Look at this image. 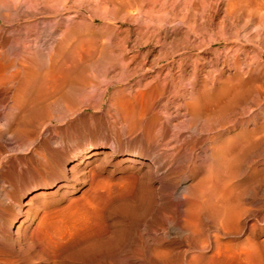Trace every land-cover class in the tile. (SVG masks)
<instances>
[{
	"label": "bare ground",
	"instance_id": "6f19581e",
	"mask_svg": "<svg viewBox=\"0 0 264 264\" xmlns=\"http://www.w3.org/2000/svg\"><path fill=\"white\" fill-rule=\"evenodd\" d=\"M49 1L52 10L46 9L47 14L43 13V17H38L37 12L28 11L27 14L19 15V8H11V5L4 8L0 14V102H5L6 98L12 100L10 113H0V264H59L55 259L51 260L42 254L49 250L48 247L42 248L40 254L35 248L37 244L29 241L33 220L40 208L35 202L48 194L45 189L50 188L51 184H55L53 188L56 187L53 193L59 192L62 195L64 192L78 189V178L82 182L87 181L89 177L94 178L97 169L111 162L115 156V148L106 151L104 147H90L79 153L74 149L72 154H67V143L73 138L72 133L67 130L62 131L63 134L60 133L65 141L59 142L52 138L53 141L50 136L42 139L45 121L48 119L51 123H63L69 115H75L78 107L94 96L95 90L90 91L89 88H97L102 79L109 78L112 70L121 68L119 80H130L136 72H128L126 68L136 63L138 57L132 52L150 44L147 40L131 48L125 45L122 55L116 57L112 56L113 53L109 54L103 62L101 58L104 56L98 61L94 54L83 55V52H78L77 18L65 17V13L73 6L68 3H73L74 0ZM126 1L130 11H141L143 8L139 0ZM201 2L205 3L204 0ZM229 2L232 3L231 0ZM46 3L47 1L45 5ZM197 3H192V9L199 10ZM237 4V7H240L238 10L244 12L242 16H254L256 23H264V0H239ZM236 5L233 2L230 9L228 7L231 13L237 9ZM91 8L90 4L83 11ZM13 13L17 14V18L12 17L15 16ZM25 19L29 20L26 26L24 25L25 33H17L20 30L16 31V23ZM96 20L97 17L94 16L93 21ZM147 27L146 29H149ZM178 27L181 29V25ZM151 29L153 31H149L150 34L156 30L162 33H169L170 30L167 26H153ZM188 34L187 31L186 35ZM250 38L245 41L250 42ZM84 40L81 39L82 42H85ZM184 49L188 48L182 46V50ZM187 56L181 59L182 67H185L183 75L189 73L188 62H192V74L187 81L183 79L176 82L168 73L170 77L167 74L168 78L159 81L157 76L146 90H138L131 95L119 93L120 95L114 97L129 133L135 134L141 130L139 136L137 133V137L133 136V141L138 145L140 143L142 152H136L123 161L135 163L140 161L145 153L152 155L155 148H159L160 140L156 131L162 132V141L169 140L170 131L173 130H169L170 127L163 121L162 115L155 112V101L164 96L172 85L176 99H185L183 107L190 115L187 127L192 128L197 124L202 126L200 136L184 134V130L183 134H175L174 137H180L185 148L198 144L206 145L210 150L208 171L204 176L199 174L201 179L189 190L191 192L186 194L187 197L185 193L181 194L185 197L189 212L186 208L184 211L188 215H182L187 218L189 216V220L176 221L180 222L179 227L183 233L175 241V246H162L147 239L145 246L133 255L132 260L117 254L116 264H264V227H258V222H249L250 219L256 221L261 217L260 209L262 210L264 205V87L250 85L245 81L243 62L237 55H225L221 66L214 65L207 78L198 76L199 67L195 64L196 60ZM261 58L264 64V52ZM198 59L204 60L201 57ZM261 71V76H264V67ZM141 77L138 84L142 83L146 74ZM106 92L107 90L93 109L103 105ZM238 109L250 111L253 118L251 128L244 122L236 127V118L233 128L227 127ZM68 125L77 128L78 118L72 119ZM118 137L121 141V137ZM171 138L170 141L173 140ZM75 140L77 143L78 136ZM17 150L26 153L19 157ZM104 152L102 162L95 165L94 171L91 170V165L96 164L95 161ZM151 155L147 163L149 166L153 165L151 162L154 163L152 172L156 173V157ZM27 162L30 165L24 171H19L18 165ZM30 184L38 185L29 190ZM17 194L24 195L21 203L19 202L17 213L13 215L6 204H14ZM154 199L151 201L156 203ZM49 214L44 210L39 224L50 218ZM184 216H181L182 220ZM261 218H264L263 215ZM40 228L43 226L38 227L39 231ZM29 252H32L33 256Z\"/></svg>",
	"mask_w": 264,
	"mask_h": 264
},
{
	"label": "rangeland",
	"instance_id": "374dc122",
	"mask_svg": "<svg viewBox=\"0 0 264 264\" xmlns=\"http://www.w3.org/2000/svg\"><path fill=\"white\" fill-rule=\"evenodd\" d=\"M41 1L0 0V14L4 8L11 5V8H19V15L37 12L39 13L38 17H43L45 16L43 13L52 10V5L49 4V0ZM46 1L49 5L47 3L45 5ZM139 1V4H143L141 11L132 9L130 11L126 6L128 4L126 0H92V2L91 0H74L73 3H68L73 6L65 13V17L67 19L77 18L79 23L78 52H83V55L94 54L98 61L104 56L101 58L103 62V59L106 60V56L109 54L113 53L112 56L116 57L122 55L125 45L131 48L135 44L147 40L150 44L143 45L144 47L140 50L132 52L138 57L136 63L126 68L128 72H136L130 80L125 78L119 80V76L122 74L121 68L116 71L111 69L112 72L107 80L102 79L97 88H89L90 91L95 90L94 96L87 103L81 104L75 115H69L63 123H51L48 119L45 121L46 126H43L41 133L42 139L50 136L51 140L60 142L66 140H63V136H61L62 131L67 130L72 133L73 138L67 143V154H72L74 149H77L76 152L79 153L90 147H104L106 151L115 148V156L111 162L97 169L94 178L89 177L84 182L78 178V189L64 192V196L59 192L53 193L56 191V187L53 188L55 184H51L50 188L45 189L48 194L41 196V199L35 202L40 208L38 215L33 220L31 230L36 229L37 226H43V228H40L41 231L38 227V230L31 231L29 241L37 244L35 247L37 253H40L42 248L48 247L49 250L46 253H41L51 260L55 259L59 264H116L115 256L117 254L125 255L132 260L133 255L145 246L147 239L162 246H175V241L183 233L182 228L179 227L180 222L189 220V216L188 218L184 216L189 212L188 204L182 195L190 194L189 190L198 182V179H201L200 176H204L208 171L210 163L208 147L198 144L185 148L180 137H174L175 134L180 136L184 132V134L194 137L200 136L202 126L197 124L192 128L187 127L190 115L183 107L185 99L180 97L176 99L172 85L169 86L168 92L164 96L155 101V109L157 108L155 112L161 114L163 121L170 127L169 130H173L170 131V138L172 137L173 140L170 141L169 138V140L162 141L160 135L162 132L156 131L160 140L159 148L156 147L152 155L145 153L140 161L135 163L123 161L124 158L132 156L136 152H142L140 143L138 145L133 141L134 137L141 134V130L136 132L137 136L136 133H129L127 124L118 111L115 96L121 93L131 95L138 90H146L157 76H159V81L168 78L169 74L176 82H181L183 79L187 81L192 74V62H188L187 71L189 73L183 75L182 71L185 67H182L181 60L187 55V57L196 60L195 64L199 67L198 76L200 77L209 75L214 65L221 66L225 55H237L243 62L245 81L250 85L264 87V80H262L264 76H261V70L264 67L261 58V54L264 52V23L260 24L258 21L256 23L257 19L254 16V18L252 16H250L251 18L245 17V15L243 17L244 12L238 10L240 7H237L238 4L236 5L239 0H231L232 3L229 2L230 0H204L205 6L201 2L203 0H197L198 3L196 0ZM194 2L199 4V10L192 9ZM233 2L237 9L231 13L229 9ZM90 4L91 10L83 11ZM35 5L37 6L35 7ZM13 15L15 16L12 17L17 18V14L13 13ZM94 16L97 17L96 21H93ZM28 21L25 19V21L21 20L16 23V31H21L17 33H25L24 27ZM180 25L183 30L179 29ZM259 25L263 27H259ZM153 26L157 28L167 26L170 30H168L169 33L156 30L154 31L156 35L154 32L150 34L153 31L151 29ZM187 31L188 35H186ZM243 36L247 38L244 39ZM248 37L252 38H250V42H246V39L249 40ZM80 38L85 39V42H82ZM244 41L247 43L246 45ZM182 46L188 49L182 50ZM89 50L90 52H88ZM132 53L129 54L132 55ZM198 57L204 60H199ZM158 60L160 61L157 63ZM206 62L207 64H205ZM148 67L154 69L145 70ZM144 73L147 78H143L142 83L138 84L137 82ZM210 86L213 87L211 84ZM106 90L103 105L98 109H93L99 104ZM11 103L12 100L9 98H6L3 103L0 102L2 115L10 113ZM249 112L247 109H238L232 116L233 121L227 127L233 128L236 118V127L244 122L248 128H251L253 118ZM73 116L78 118L77 128H71L68 125L74 119ZM247 118H249L248 121H246ZM201 122L203 123V121ZM76 136H78L77 143ZM118 136L121 137V141ZM17 152L19 157L26 153L20 150ZM150 155L153 158L156 157L154 161L158 168L156 172L158 174L152 172L154 163L151 162L153 164L151 166L147 163ZM104 156L105 152L98 157V160L95 161L96 164L91 165V170H95V165L100 164ZM28 165H30L28 162L20 163L18 170L22 172ZM35 185L38 184H30L28 189H32ZM23 195L17 194L14 204H6L7 209L13 215L17 213ZM153 197L158 199L155 200ZM153 199L157 202L151 201ZM186 208L188 213L184 211ZM44 210L48 211V214L50 212V218L46 219V222L42 221L40 225L39 220L42 219L40 217ZM260 211L259 216L263 215L264 217V205ZM183 213L185 214L182 215ZM181 216L182 218L184 216V220ZM261 217H259L261 220L259 218L256 221L250 219L249 222L251 224L258 222V227H264V218ZM177 220L180 222H176ZM52 245L54 246L52 247ZM29 253L33 256L32 252Z\"/></svg>",
	"mask_w": 264,
	"mask_h": 264
}]
</instances>
